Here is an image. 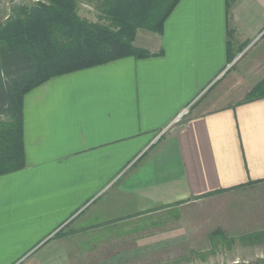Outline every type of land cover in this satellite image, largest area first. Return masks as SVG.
<instances>
[{
  "label": "crops",
  "instance_id": "obj_1",
  "mask_svg": "<svg viewBox=\"0 0 264 264\" xmlns=\"http://www.w3.org/2000/svg\"><path fill=\"white\" fill-rule=\"evenodd\" d=\"M138 33L151 57L24 97L25 168L0 177V264L80 249L111 264L264 261V98L241 99L264 81V0H181L160 35Z\"/></svg>",
  "mask_w": 264,
  "mask_h": 264
},
{
  "label": "trees",
  "instance_id": "obj_2",
  "mask_svg": "<svg viewBox=\"0 0 264 264\" xmlns=\"http://www.w3.org/2000/svg\"><path fill=\"white\" fill-rule=\"evenodd\" d=\"M180 1L18 0L0 4V177L25 168L23 100L29 92L60 76L127 57H151L135 46L138 31L160 35ZM81 5L92 8L96 22L80 18ZM263 98L264 81L242 103Z\"/></svg>",
  "mask_w": 264,
  "mask_h": 264
},
{
  "label": "rangeland",
  "instance_id": "obj_3",
  "mask_svg": "<svg viewBox=\"0 0 264 264\" xmlns=\"http://www.w3.org/2000/svg\"><path fill=\"white\" fill-rule=\"evenodd\" d=\"M29 1H36V0H29ZM16 2H18V1H16ZM6 3L7 2H1L0 1L1 6H3V4H6ZM7 8H9V7H6V9ZM78 15L80 16V18H83V19H85L87 21H90V22H96L97 21L96 20V17H95L94 11L92 10L91 7H89L87 5H81L79 7ZM143 33H145V32L144 31H140L138 34L140 36L141 34L143 35ZM144 36H146V35L140 36V39L139 40L140 41L143 40ZM261 48H260V45H259L254 50H251L250 53L247 54V57L246 58H249L254 53H256V51L258 49H261ZM240 64H242V63H240ZM239 66L240 65H237V67H235L234 71H231V73H229V76L225 79V81H223L222 83H220V85L218 87H215V89L212 91V93L210 94V96L211 95H216L218 93L217 91H219L220 89H222L226 84H228L231 81V77L233 76V73L235 72V70H237L239 68ZM258 85H259V83L256 84L255 87H257ZM255 87H253L252 89H254ZM225 88H223V89H225ZM249 92H248V94H249ZM234 93H236V91ZM235 98L236 99H240V96H230L228 99L229 100H232V99H235ZM225 99H227V97H225ZM241 99L243 101V100L246 99V97H243ZM82 250L83 249H80L77 253H75L76 251H73L72 252L73 254L72 253H68V255L65 254V253H67V251H64L65 253H64V256L62 258L63 259V264H111V263L108 262L109 261V257L103 256V252L102 251H100L101 253H97V255L93 256V255H87V252L86 251H82ZM82 252H83V254H80ZM26 258L27 257H24L22 260H20L16 264H21V263L22 264H27ZM249 260H251V258H249Z\"/></svg>",
  "mask_w": 264,
  "mask_h": 264
},
{
  "label": "built area",
  "instance_id": "obj_4",
  "mask_svg": "<svg viewBox=\"0 0 264 264\" xmlns=\"http://www.w3.org/2000/svg\"><path fill=\"white\" fill-rule=\"evenodd\" d=\"M1 2H10V1H18V0H0ZM188 114V108L184 109L173 121L172 125L179 124L181 120Z\"/></svg>",
  "mask_w": 264,
  "mask_h": 264
}]
</instances>
